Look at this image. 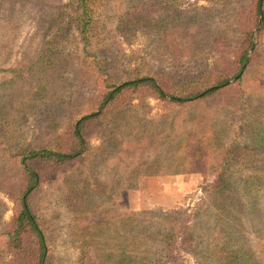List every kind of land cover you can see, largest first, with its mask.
Returning <instances> with one entry per match:
<instances>
[{
	"label": "rangeland",
	"instance_id": "374dc122",
	"mask_svg": "<svg viewBox=\"0 0 264 264\" xmlns=\"http://www.w3.org/2000/svg\"><path fill=\"white\" fill-rule=\"evenodd\" d=\"M253 1L98 0L82 36L76 0H0V264L11 260L2 233L22 150L55 148L108 86L219 74L225 85L240 77L219 102L137 94L105 110L83 156L33 195L43 264H116L110 250L123 247L129 222H140L133 264H264V34L233 77ZM188 140L203 149V173ZM232 143L250 152L216 193L212 176Z\"/></svg>",
	"mask_w": 264,
	"mask_h": 264
},
{
	"label": "trees",
	"instance_id": "16d2710c",
	"mask_svg": "<svg viewBox=\"0 0 264 264\" xmlns=\"http://www.w3.org/2000/svg\"><path fill=\"white\" fill-rule=\"evenodd\" d=\"M98 0H76L81 9L79 18V32L83 36L90 18V6ZM251 13L253 24L244 30L239 45L234 54V75L237 77L240 68L247 63L248 52L253 51L254 39L264 33V0H254ZM250 23V22H249ZM240 77L227 84L229 78L222 74L214 78L191 80L184 84L168 88L151 77L137 78L119 85L108 86L94 100L93 109L78 118L61 134L56 147L53 149L22 150L18 155L20 173L18 178V197L13 209L12 217L7 223L2 235L5 246L11 254L8 264H43L46 257V246L43 234L39 227L37 213L34 210L33 195L41 182L52 172L64 169L83 156L86 150L85 134L104 115L105 110L113 107L128 96L144 94L165 101L175 106L196 105L219 99L228 93L233 85L238 84ZM200 152L197 164L202 173L205 170V155L198 143L188 140V146ZM250 152L246 147L234 143L225 150L221 165L212 176L210 189L216 193L224 191L231 182V173L239 169L240 157ZM128 221L134 219L128 218ZM140 223V222H139ZM139 223L129 224L125 228V240L121 249L114 243L110 250L116 264H133L136 252L134 230L139 228ZM115 249V251H113ZM143 255L142 252L139 255ZM111 255L109 257H111ZM143 260V259H141Z\"/></svg>",
	"mask_w": 264,
	"mask_h": 264
}]
</instances>
